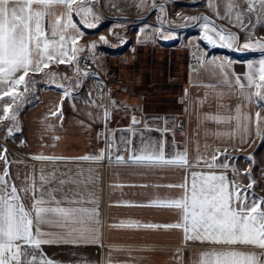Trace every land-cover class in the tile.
<instances>
[{"label":"snow or ice","instance_id":"1","mask_svg":"<svg viewBox=\"0 0 264 264\" xmlns=\"http://www.w3.org/2000/svg\"><path fill=\"white\" fill-rule=\"evenodd\" d=\"M99 3L100 0H0V102H3L5 97L13 102L22 98V94L13 96V92L17 86L23 87L27 92L30 85L37 83L30 73H44L45 76L52 77L56 73L45 72L52 64L75 62L77 54L84 51V48L71 45H75L85 34L81 25L89 29L99 26L100 17L93 11V6ZM138 6L144 8L150 6L154 12L158 10L161 14L165 13L164 4L158 0H138ZM207 6L218 18L226 20L241 31H246V42L241 44L235 33L216 25L207 16L181 19L196 23L197 26L213 33L218 40L211 36L205 37L212 46L219 43V46L234 51L260 52L261 58L255 63H248L247 71L239 75L224 71L230 66V62L229 65L215 64L214 61L208 63L214 65L216 70L224 72L223 82L230 87L234 85L244 101L264 107V37L255 43L252 42L254 24L260 23L264 17V0H207ZM56 8H61L62 11L55 12ZM74 14L79 20H74ZM158 19L161 27L157 32L162 39H168V36L164 35L166 31L164 25L172 22L159 17ZM100 41L107 43L103 36L100 37ZM89 47L95 48L96 42ZM76 71L81 70L77 67ZM84 75L89 74L84 72ZM230 75L234 79H229ZM51 82L55 83L54 80ZM79 83L77 81V86ZM56 86L64 89L62 95L65 99L71 96V91L64 85ZM88 103L102 110L105 123L110 118V109L117 107L116 101L109 99L105 103L99 96ZM9 112L10 106L0 108V121L13 122L6 130L7 135L11 137L14 135L13 128L16 131L20 129L16 124V110L12 109L11 115ZM235 113L234 117L217 115L206 116L205 119L214 120L218 124L229 123L234 119L236 130L239 131L243 127L247 132L251 117L243 113L240 106H237ZM51 115L60 116L62 119V105H58ZM255 115L258 118L259 112ZM164 123L167 125V118H164ZM140 124H143L147 131L153 130L147 122L132 116L131 125L123 130L129 133L128 136H121L117 140L113 133L111 142L104 137V149L98 154L86 155L80 159L93 162L114 160L117 165L142 168L189 169L202 164L209 171L192 172L190 181L186 178L182 184L168 185L182 189L178 198H155L147 205H142L178 209L181 212L179 222L161 225L122 221L119 226L182 229L186 241L193 240L219 246V250L213 248L202 252L196 264H264V199L241 189L235 180H229L226 171L219 174L213 171L215 168L227 170L232 167L227 160L235 158L225 157V162L217 163L221 153L216 149L211 161L198 157L196 164L193 165L187 159L186 150H175L174 136L172 141L174 150L168 154L165 151L167 141L164 134L173 130L167 126L154 129L161 133L159 140L147 138L140 133L139 144L134 145L133 137L137 135L135 126ZM225 135L231 136L232 133ZM6 153V149L0 150V162L4 165L0 172V264H54L42 246L99 243L98 210L79 206L85 201L78 198L65 196L58 200L55 192L59 188H46V185L52 184L62 187L75 183L74 180L60 178L55 171L45 174L41 170L38 177L39 186L36 184L37 177L31 176L26 178L27 186L18 189L11 180L9 171L11 162ZM124 153H127V157ZM32 158L38 161L58 159L45 155ZM247 159L251 160V157ZM245 174L250 177V173ZM254 184L255 181H251L247 189H252ZM21 192L31 199L29 208L25 207ZM62 204L67 206H61ZM126 206L138 205L128 202ZM177 252L179 253L180 249H177Z\"/></svg>","mask_w":264,"mask_h":264},{"label":"crops","instance_id":"2","mask_svg":"<svg viewBox=\"0 0 264 264\" xmlns=\"http://www.w3.org/2000/svg\"><path fill=\"white\" fill-rule=\"evenodd\" d=\"M54 11L60 12L62 9L56 8ZM45 23L47 26V19ZM104 23L94 32L105 31L111 25ZM253 57L254 55H250L243 59L235 57L224 60L211 57L198 63V67L187 68L185 81L182 83V102L178 103L174 111L164 107L147 110L141 101L143 114L136 112L132 115L147 122L153 130H145L143 124L136 125L134 145L139 144L140 133L147 138L159 140L161 133L154 129L167 126L173 131L164 134L167 141L166 153L170 154L174 150L173 136L175 150H186L187 159L193 165L198 157L211 161L215 150L219 149L221 155L217 163L225 162V157L235 159L227 160L232 166L227 170L215 168L213 171L218 174L226 171L229 180H235L241 189L264 199V107L244 101L234 85L230 87L223 82L224 72L216 70L214 65L208 63L214 61L215 64L229 65L230 62V66L224 71L239 75L247 71L248 63H255ZM75 62L77 64V60ZM105 64L103 69L110 67L108 61ZM229 79L234 77L230 75ZM125 82L130 86V93L124 99L128 103H141L139 95L134 96L132 92L133 85L136 84L128 79ZM62 93L61 90L41 89L35 103L21 115V132L8 140V146L0 147V150H7V158L11 162V180L18 189L27 186L26 178L31 176L37 177L36 184L39 186L41 170L45 174L55 171L60 178L67 177L75 181L62 187L46 185V188H59L55 192L58 200L65 196L78 198L85 201L79 206L98 210L99 243L42 246L54 264H196L202 252L213 248L219 250L216 245L186 241L182 229L120 227L122 221L161 225L179 222L181 212L178 209L142 205H147L155 198H178L182 189L168 185L182 184L186 178L190 181L192 172H206L209 169L202 164L189 169L142 168L117 165L114 160H81V157L98 154L104 149V137L111 142L113 133L117 140L121 136H128L129 133L123 130L131 125L130 112L125 108H111L110 118L105 123L102 110L88 103L91 99H65ZM95 99L94 96L92 100ZM58 105H62V119L60 116L51 115ZM237 106L251 117L247 132L243 127L237 131L234 119L229 123L219 124L205 119L206 116L217 115L234 117ZM114 110L117 113H112ZM257 112L258 118L255 115ZM164 118H167V125ZM124 154L127 157V153ZM37 155L58 159L38 161L32 158ZM3 167L0 162V172ZM246 172L250 173V177ZM251 181H255V184L252 189H247ZM20 195L25 207L29 208L31 199L22 192ZM128 202L138 206H126ZM177 249H180L179 253Z\"/></svg>","mask_w":264,"mask_h":264},{"label":"rangeland","instance_id":"3","mask_svg":"<svg viewBox=\"0 0 264 264\" xmlns=\"http://www.w3.org/2000/svg\"><path fill=\"white\" fill-rule=\"evenodd\" d=\"M158 2L164 4V14L158 10L154 12L150 6L147 8L138 6V0H100L99 4L93 6V11L100 17L99 26L89 29L81 25L85 34L75 45H72V47L82 46L85 52H79L77 55L89 54L98 68L103 69L108 61L110 67L120 71L118 72L123 79L135 83L132 92L134 96L139 95L138 99L144 102L147 110L164 107L166 110L174 111L178 103L182 102V83L185 81L187 68H191L189 63L191 45L201 48L202 62L211 57L224 60L251 53H256L252 54L254 62L261 58L258 50L234 51L228 47L219 46V43L212 46L205 37L211 36L218 40L213 33L197 26L196 23L181 19V17L207 16L216 25L235 33L240 38L241 44L246 42L247 32L218 18L208 8L207 0H158ZM158 17L172 22V24L164 25L166 29L164 35H167L168 39H162L157 32V29L161 27ZM73 18L79 20L75 14ZM105 21L111 23L110 27H106L105 31L94 32ZM101 36L106 38L107 43L100 41ZM262 37H264V17L261 18L260 23L254 24L252 42L255 43ZM93 42H96V47L90 48L89 45ZM165 43L175 45L166 47ZM201 43H206L207 49L202 47ZM76 68V62L63 65L54 63L45 72L56 73L55 76L30 73L37 83L30 85L27 92L21 86H17L13 92V96L22 94V98L13 102L5 97L4 101L0 102V108L10 106L9 115L12 109L16 110V124L20 129L16 131L13 128L14 135L9 137L6 130L13 125V122L0 121V147L8 146V140L21 132L23 126L21 115L35 103L41 89L64 91L56 86L62 84L71 91L69 98L94 99L92 81L77 72ZM53 80L55 83L51 82ZM77 81L80 82L79 86ZM112 113L117 111L114 110Z\"/></svg>","mask_w":264,"mask_h":264},{"label":"built area","instance_id":"4","mask_svg":"<svg viewBox=\"0 0 264 264\" xmlns=\"http://www.w3.org/2000/svg\"><path fill=\"white\" fill-rule=\"evenodd\" d=\"M76 65L81 70L80 73H82V75H84V72L89 74L86 77L92 81L95 98L99 96L105 103L109 99L116 101L117 108H125L130 112L129 118L136 112L143 114L144 111L141 103H128L124 99V97L130 93V86L124 81L117 70L112 67H107L105 69L98 68L87 54L80 55ZM98 88L100 89L99 92L97 91Z\"/></svg>","mask_w":264,"mask_h":264},{"label":"bare ground","instance_id":"5","mask_svg":"<svg viewBox=\"0 0 264 264\" xmlns=\"http://www.w3.org/2000/svg\"><path fill=\"white\" fill-rule=\"evenodd\" d=\"M202 53L201 48L198 46L191 45L190 46V66H196L201 62Z\"/></svg>","mask_w":264,"mask_h":264},{"label":"trees","instance_id":"6","mask_svg":"<svg viewBox=\"0 0 264 264\" xmlns=\"http://www.w3.org/2000/svg\"><path fill=\"white\" fill-rule=\"evenodd\" d=\"M104 24H109V23L105 22ZM174 45H175V44L165 43V46H166V47L174 46ZM200 45H201L202 47H204L205 49H207V45H206V43H201ZM207 52H208V51H207ZM252 54H256V53H251V54H247V55H242V56H239V57H237V58H239V59H243L244 57L250 56V55H252Z\"/></svg>","mask_w":264,"mask_h":264}]
</instances>
